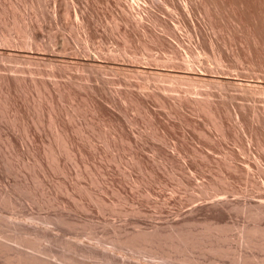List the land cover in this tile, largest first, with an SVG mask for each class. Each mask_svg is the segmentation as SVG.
Instances as JSON below:
<instances>
[{
	"label": "rangeland",
	"instance_id": "374dc122",
	"mask_svg": "<svg viewBox=\"0 0 264 264\" xmlns=\"http://www.w3.org/2000/svg\"><path fill=\"white\" fill-rule=\"evenodd\" d=\"M0 13V75L9 77L13 88L10 108L0 106L5 126H0V191L18 192L12 195L16 204L0 200L3 235L27 226V240L35 237V247L41 246L39 252L30 242L29 251L59 264H104L106 254L113 264H264V245L250 243L242 232L246 226L264 230V212L252 213L264 204V0H0ZM94 56L100 65L93 66ZM137 66L145 70L138 73ZM151 67L164 73L155 75ZM173 68L225 77L210 83L166 75ZM9 132L15 135V152L6 139ZM214 198L233 203L226 208L230 213L220 212L229 214L220 216L225 254L213 253L212 242L202 253V247L188 250L189 263L169 250L164 255L128 246L111 250L110 230L117 224L128 232L151 230ZM208 212L196 213L197 229L207 225ZM60 213L75 225L61 222ZM83 224L97 231L96 238L94 231L83 233ZM40 233L46 234L43 239L36 238ZM74 242L82 245L77 251ZM86 247L100 250L88 253Z\"/></svg>",
	"mask_w": 264,
	"mask_h": 264
},
{
	"label": "bare ground",
	"instance_id": "6f19581e",
	"mask_svg": "<svg viewBox=\"0 0 264 264\" xmlns=\"http://www.w3.org/2000/svg\"><path fill=\"white\" fill-rule=\"evenodd\" d=\"M4 10H6V9H4ZM3 12V11H2ZM0 14H2V13H0ZM14 19H16V18H14ZM4 20V19H3ZM14 21V20H13ZM1 23V22H0ZM9 23V22H8ZM14 23V22H13ZM12 23V24H13ZM16 25V24H15ZM12 26V25H11ZM2 27V26H1ZM29 27V26H28ZM7 28V27H6ZM13 28H15V27H13ZM1 29V28H0ZM12 29V28H11ZM10 29V30H11ZM15 30V29H14ZM4 31V30H3ZM16 31V30H15ZM30 31V30H29ZM1 32V31H0ZM12 32V31H11ZM6 35V34H5ZM1 36V35H0ZM2 38V37H1ZM11 40H13V39H11ZM8 41H9V39H8ZM25 42V41H24ZM26 42H28V41H26ZM26 42H25V44H26ZM34 42V41H33ZM37 42V41H36ZM25 44H24V46H25ZM32 44H34V43H32ZM31 44V45H32ZM38 44H40V43H38L37 42V45ZM27 45H29V43L27 44ZM26 45V46H27ZM30 47V46H29ZM33 47V46H32ZM31 55V54H30ZM33 56V55H32ZM35 57V56H34ZM31 58H33V57H31ZM96 57L94 56V58H91V61H92V64H93V66L94 65H100L99 64V62H98V58L97 59H95ZM34 59V58H33ZM90 59V58H89ZM184 60H186V58L185 59H183V61ZM66 61V60H65ZM187 61V60H186ZM190 61V60H189ZM187 63H189V62H187ZM186 64V63H185ZM189 65V64H188ZM187 68L190 66H187V65H185ZM138 67V66H137ZM143 67V66H142ZM11 68V67H10ZM9 68V69H10ZM146 68H148V67H146ZM152 68V67H151ZM150 68V69H151ZM187 68L185 69V70H187ZM191 68V67H190ZM13 69V68H12ZM134 69H137L138 71V73L139 72H142V70L141 69H144V68H140L139 69V67L138 68H134ZM153 69V68H152ZM152 69L151 70H149V72L151 71V73H153V72H155V73H153V74H155V75H160V74H162V73H164V71H162V70H160L159 68L158 69H155V71H154V69H153V71H152ZM174 69V68H173ZM168 70V71H166L165 73H166V75L168 74V75H170V76H172V77H174V78H186V79H189V80H194V79H197V80H200V81H217V83H218V81L220 82H222V81H224L223 79H224V77L223 78H221V77H209V76H206L204 73H198V74H192V73H190L191 71H182V72H176V70L174 69V70ZM189 69V68H188ZM15 70V69H14ZM141 70V71H140ZM145 70V69H144ZM143 70V73L144 72H146V71H148V70H146V71H144ZM167 70V69H166ZM189 70H191V69H189ZM10 74H11V72L10 71H8ZM195 72V71H194ZM193 72V73H194ZM199 72V71H198ZM12 73H14V71L12 72ZM147 73V72H146ZM6 75V74H5ZM211 76V75H210ZM13 78V77H12ZM232 78V77H231ZM19 79V78H18ZM233 79V78H232ZM225 80H229V78L228 79H226L225 78ZM34 81H36V80H34ZM10 80H9V77H7V76H2V75H0V93H1V95H3V96H1L0 98L2 99V100H4V104H2V102H0V104H2V105H0V106H2V108H3V106H5V107H8V109L10 108V100H11V98H10V95H11V92L13 91L11 88H10ZM41 82V81H40ZM232 82H233V80H232ZM261 82V81H260ZM35 83H37V82H35ZM39 83V82H38ZM44 83H45V81H44ZM54 83H57V82H54ZM211 83V82H210ZM223 83V82H222ZM224 83H226V82H224ZM228 83V82H227ZM235 83V82H234ZM244 83V82H243ZM242 83V84H243ZM253 83V82H252ZM257 83V82H256ZM214 84V83H213ZM233 84V83H232ZM236 84V83H235ZM241 83L239 82V84H237V85H240ZM245 84H248V83H245ZM13 85V84H12ZM33 85H34V83H33ZM38 85H40V83L38 84ZM43 85H45V84H43ZM218 85V84H217ZM221 85H223V84H221ZM254 85V84H253ZM264 85V84H263ZM40 86H42V85H40ZM240 86H243V85H240ZM247 86V85H246ZM245 86V87H246ZM248 86L250 87V85L248 84ZM252 86V85H251ZM257 86V85H256ZM13 87V86H12ZM45 87V86H44ZM47 87V86H46ZM254 87V86H253ZM260 87H262V86H260ZM264 87V86H263ZM37 88V87H36ZM35 88V89H36ZM61 88V87H60ZM60 88H57V89H60ZM64 88V87H63ZM241 88H243V87H241ZM15 89V88H14ZM38 89V88H37ZM36 89V90H37ZM39 89H40V87H39ZM38 89V90H39ZM12 90V91H11ZM41 90V89H40ZM62 91H63V89H61ZM61 90H60V92H59V94L60 93H62L61 92ZM15 91H16V89H15ZM188 91H190V90H187V92ZM39 93V92H38ZM192 93V92H191ZM13 94V93H12ZM15 94V93H14ZM63 94V93H62ZM202 94H204L203 92H202ZM201 94V95H202ZM41 95V94H40ZM189 95V94H188ZM187 95V96H188ZM13 96V95H12ZM192 96V95H191ZM196 96V95H195ZM198 96V95H197ZM5 97V98H4ZM189 97V98H188ZM187 98L188 99H190L191 97L190 96H188ZM199 97H200V95H199ZM198 97V98H199ZM205 97V96H204ZM208 97V96H207ZM10 100H9V99ZM14 98V97H13ZM182 98V97H181ZM193 98L195 99L196 97H194L193 96ZM198 98H197V101H198ZM203 98V97H202ZM1 99H0V101H1ZM192 99V98H191ZM205 99V98H204ZM208 99V98H207ZM207 99H206V102H207ZM202 99H201V97H200V100L199 101H201ZM209 100V99H208ZM204 101V100H203ZM194 102H195V100H194ZM202 102V101H201ZM205 102V103H206ZM202 104V103H201ZM203 104H204V102H203ZM16 105V104H15ZM12 106V105H11ZM13 107V106H12ZM11 107V108H12ZM16 107V106H15ZM51 107H52V105H51ZM53 108H54V106H53ZM52 108V109H53ZM7 110V108H4V110ZM14 109V108H13ZM3 109H1V111H2ZM56 110V109H55ZM9 110H7L6 112H8ZM19 111V110H18ZM51 111V110H50ZM52 111H54V110H52ZM10 112V111H9ZM13 112V111H12ZM18 113V112H17ZM20 113V112H19ZM18 113V114H19ZM51 113V112H50ZM3 114V113H2ZM9 114V113H8ZM17 114V115H18ZM56 114V113H55ZM4 115V114H3ZM9 115H11V114H9ZM14 115H16L15 114V111H14ZM16 115V116H17ZM8 116V115H7ZM15 116V117H16ZM54 115H52V117H53ZM6 117V116H5ZM11 118H12V116H10ZM20 117V116H19ZM51 117V116H50ZM51 117V118H52ZM58 117V116H57ZM56 117V118H57ZM11 118H10V120H11ZM54 118H55V116H54ZM53 118V119H54ZM6 119V118H5ZM13 120H11V123L12 122H14V123H12L13 124V126H14V124H15V122H16V118H12ZM32 119V118H31ZM9 120V118H8V121H10ZM18 120V119H17ZM34 120V119H33ZM49 120H50V118H49ZM57 120H58V118H57ZM35 121V120H34ZM39 121H41V120H38V122ZM53 121H55V120H53ZM53 121H52V124H53ZM27 123H28V121H26ZM25 122V123H26ZM33 122V121H32ZM36 122V121H35ZM34 122V123H35ZM10 123V124H11ZM51 123V122H50ZM57 123V122H56ZM7 124H9V123H7ZM58 124V123H57ZM16 125V124H15ZM28 125V124H27ZM0 126H2V125H0ZM12 126V125H11ZM54 126H56L55 124H54ZM9 127V126H8ZM26 127H28V126H26ZM57 127H59V125L57 126ZM2 128H5V126L3 127L2 126ZM7 128V127H6ZM12 128V127H11ZM13 128H15V127H13ZM9 129V128H8ZM7 129V130H8ZM27 129H29V128H27ZM57 129V128H56ZM56 129H55V131H56ZM60 129V128H59ZM61 129H63V128H61ZM11 130V129H10ZM3 131V130H2ZM61 131V130H60ZM63 131H65V130H63ZM1 132V131H0ZM4 132H5V130H4ZM13 132V131H12ZM62 132V131H61ZM6 133V135H7V132H5ZM65 133V132H64ZM64 133H61V134H64ZM56 135H57V133H55ZM3 135V134H2ZM2 135H1V137H2ZM5 135V136H6ZM60 134H58V136H59ZM15 136V135H14ZM14 136L12 135V133H11V135H10V132H9V135L6 137V139L8 140L7 142H9V146L11 147L10 148V151L11 150H13L14 148H15V146H16V144H15V142H14ZM13 137V138H12ZM57 137V136H56ZM62 137V136H61ZM64 137V136H63ZM66 137H68L66 134H65V138ZM5 138V137H4ZM16 138V137H15ZM56 139V138H55ZM68 139V138H67ZM70 139V138H69ZM60 141H61V138L59 139ZM4 141V140H3ZM16 141V140H15ZM57 141V140H56ZM63 141V140H62ZM65 141H67V140H65ZM69 141V140H68ZM67 141V142H68ZM71 141V140H70ZM6 142V143H7ZM52 143V142H51ZM53 143H54V141H53ZM62 143V142H61ZM5 144V143H4ZM65 144V146H66V144H68V143H64ZM70 144V143H69ZM69 144H68V146H69ZM7 145H8V143H7ZM52 145V144H51ZM54 145V144H53ZM61 144H59V146H60ZM9 146H6V147H9ZM65 146H63V147H65ZM70 146H71V144H70ZM69 146V147H70ZM47 147H50V150L52 149V147L51 146H49V144H48V146ZM62 147V146H61ZM60 147V148H61ZM13 148V149H12ZM55 148V147H54ZM52 149L53 151L55 150V149ZM68 148V147H67ZM67 148L65 147L64 149L65 150H67ZM16 149V148H15ZM15 149H14V151L13 152H15ZM48 149V151H49V148H47ZM61 149H63V148H61ZM45 151H46V149H45ZM58 151H59V149H58ZM68 151V150H67ZM71 151V150H70ZM51 152V151H50ZM49 152V153H50ZM56 152V151H55ZM54 152V154H52L53 156L54 155H56V153ZM61 152V151H60ZM63 152V151H62ZM46 153V152H45ZM48 153V152H47ZM10 154H12V153H10ZM58 154H60V153H58ZM64 154H65V152H64ZM69 154H70V152H69ZM15 155H16V153H15ZM36 155V154H35ZM42 155V154H41ZM41 155H39L40 157H41ZM49 155V154H48ZM51 155V156H52ZM63 155V154H62ZM68 155V153L66 154V156ZM6 156H8V155H6ZM14 156V155H13ZM12 156V158L14 159V157ZM47 156V155H46ZM50 156V155H49ZM58 155H56L55 157H57ZM60 156V155H59ZM70 156H71V154H70ZM69 156V157H70ZM11 156H9V158H10ZM36 157H38V155L36 156ZM43 157V156H42ZM63 157V156H62ZM65 157V156H64ZM68 157V156H67ZM66 157V158H67ZM6 158V157H5ZM12 158H10V160L12 159ZM39 158V157H38ZM50 158V157H49ZM53 158V157H52ZM71 158V157H70ZM16 159V158H15ZM54 159V158H53ZM56 159V158H55ZM58 159V158H57ZM56 159V160H57ZM60 159H61V156H60ZM7 160V159H6ZM44 160V159H43ZM65 160V159H64ZM3 161H5V159L3 160ZM9 162V161H8ZM13 162V161H12ZM51 162V161H50ZM57 162V161H56ZM10 163V162H9ZM14 163V162H13ZM13 163H12V165H13ZM38 163V162H37ZM39 163H40V160H39ZM43 163V162H42ZM42 163H41V165H42ZM46 163H48V161L46 162ZM52 163V162H51ZM51 163H50V165H51ZM62 164H64V162L62 163ZM4 165H6V164H4ZM8 165V164H7ZM6 165V166H7ZM11 165V166H12ZM25 165V164H24ZM30 165V164H29ZM28 165V166H29ZM32 165V164H31ZM34 165L35 164H33V167H34ZM44 165H46L45 163H44ZM43 165V166H44ZM50 165H49V167H50ZM54 166L55 165H57V164H55V162H54V164H53ZM61 165V164H60ZM2 166H3V164H2ZM10 166V165H9ZM10 166V167H11ZM16 166V165H15ZM27 166V167H28ZM4 167V166H3ZM36 167V166H35ZM37 167H41L40 166V164H39V166H37ZM44 167H47V166H44ZM57 167H58V165H57ZM62 167V166H61ZM2 168V167H1ZM55 168V167H54ZM10 170H11V168H9ZM14 169V168H13ZM31 169L33 170V168L31 167ZM46 169V168H45ZM61 169V168H60ZM3 170V169H2ZM2 170H0L1 172H2ZM30 170V169H29ZM41 170V169H40ZM52 170H53V168H52ZM58 170V169H57ZM57 170H55V171H57ZM13 171V170H12ZM43 171H45V170H43ZM47 172L49 171L48 169L46 170ZM30 172V171H29ZM46 172V173H47ZM5 173H7L6 171H5ZM43 173H45V172H43ZM1 174H3V173H1ZM38 174V173H37ZM34 175H36V174H34ZM30 176V175H29ZM32 176V175H31ZM37 176V175H36ZM40 176V175H39ZM30 178V177H29ZM33 178V177H32ZM34 179V178H33ZM40 179V178H39ZM41 180V179H40ZM12 181V180H11ZM25 181V180H24ZM28 181V180H27ZM41 181H43V180H41ZM8 182V181H7ZM15 181H13V183H14ZM37 182V181H36ZM39 182V181H38ZM9 183V182H8ZM23 183V182H22ZM28 183H30L29 181H28ZM44 183V182H43ZM4 184H6V183H4ZM16 184V183H15ZM15 184H14V187H16L15 186ZM25 184H27V183H25ZM33 184V183H32ZM36 184V183H35ZM34 184V185H35ZM39 184V183H38ZM3 185V184H2ZM8 185V184H7ZM42 185L43 184H41L40 183V186L42 187ZM22 186H24V185H22ZM5 187V186H4ZM8 187V186H7ZM18 187H19V185H18ZM24 187H26V186H24ZM28 187H34V186H28ZM28 187H27V189H26V191H28L29 189H28ZM45 187V186H44ZM0 188H2V187H0ZM43 188V187H42ZM76 188H78V185L76 186ZM80 188V187H79ZM3 189V188H2ZM10 189V188H9ZM32 189V188H31ZM44 189V188H43ZM46 189V188H45ZM7 190V191H6ZM5 191H3V190H1L0 191V200H1V202H2V204L4 203V205L6 204V205H12V204H10L11 202H13V204L15 203L16 204V202H14V201H12V199L14 198V196L12 197V195H13V193H14V191H15V193L17 194L18 192H16V189H14V190H12L11 191V193H10V191H8V189H6ZM11 190V189H10ZM33 190V189H32ZM41 190V189H40ZM39 190V191H40ZM25 191V190H24ZM36 191H37V186H36ZM30 192V191H29ZM42 192H43V190H42ZM71 192V191H70ZM83 192H85V190L83 191ZM83 192H81V193H83ZM23 193V192H22ZM27 193V192H26ZM31 193L33 194V193H36V192H32L31 191ZM44 193V192H43ZM47 193V192H46ZM52 193V192H51ZM50 193V194H51ZM69 193V192H68ZM86 193V192H85ZM90 193V192H89ZM30 194V193H29ZM40 194H42L41 192H40ZM53 194V193H52ZM84 194V193H83ZM82 194V195H83ZM87 194V193H86ZM27 195V194H26ZM31 195V194H30ZM45 195V194H44ZM71 195H72V193H71ZM75 195V194H74ZM90 195H91V193H90ZM18 196H19V194H18ZM34 197H35V195H33ZM37 197H38V195H36ZM54 196V195H53ZM53 196H52V198H53ZM92 196V195H91ZM42 197V196H41ZM49 197V196H48ZM47 197V198H48ZM73 197V196H72ZM76 197V196H75ZM80 197V196H79ZM88 197V196H87ZM90 197V196H89ZM220 197V196H219ZM224 196H222V198H223ZM19 198V197H18ZM30 198V197H29ZM32 198V197H31ZM45 198V197H44ZM43 198V199H44ZM51 198V199H52ZM74 198V197H73ZM91 198V197H90ZM95 198V197H94ZM217 199V198H214V199H217L216 201H213V200H211V203H208V204H206V205H203V204H201V205H199L198 204V206L196 205L195 207H193L190 211H189V213L187 214V215H185V213H184V216L181 218H175V219H173V220H168V221H166V223H164V224H161V225H157V226H155L154 228H150L151 230H141V231H137V232H128V230H126L124 227H122L121 225L122 224H117V228H112V230H110V231H112L111 233H113L112 235L110 234L109 235V237L110 236H112L111 237V239H113V241H112V245H111V250L112 251H115V250H119V249H121L122 247H124V246H128L129 247V249H130V247H132V250H133V248H137V250H146L145 248H148L146 251H151L152 250V252L153 251H155L154 253H156V252H160L159 254H161V253H163V254H161V255H164V252H166L167 253V251L169 250V252L168 253H172V255H173V253L174 254H176L177 256H180V259L181 260H184V261H190V258H188L187 257V255H189L188 254V250H193V252H194V250H196L197 251V249H195V248H198L199 249V247H202V246H204V244H205V246L207 245H209V244H211V242H212V244H211V248L212 249H214V250H212L211 248H210V246L208 247V252H210L211 253V251H210V249L212 250V252L213 253H218V250L219 251H222L223 250V248L222 247H220V242L222 243V242H224V240H226L227 239V233H225V231H224V229H223V224H222V219H221V217L220 216H222V218H224V216L227 218V214L228 213H230V212H228V210H229V208H232L233 207V203L231 204L230 202L231 201H228L226 198L225 199ZM23 199V198H22ZM33 199V198H32ZM42 199V200H43ZM75 199V198H74ZM17 200V199H16ZM15 200V201H16ZM34 200V199H33ZM47 200H49V199H47ZM56 200V199H55ZM57 200H58V197H57ZM56 200V201H57ZM78 200V199H77ZM80 200V199H79ZM94 200V199H93ZM37 201V200H36ZM91 201V200H90ZM95 201V200H94ZM213 201V202H212ZM242 201V200H241ZM246 201V200H245ZM42 202V201H41ZM40 202V203H41ZM49 202H50V200H49ZM52 202V201H51ZM50 202V203H51ZM96 202H97V200H96ZM233 202V201H232ZM235 202V201H234ZM243 202V201H242ZM248 202V204L250 205V202L249 201H247ZM73 203H76V202H73ZM79 203V202H78ZM236 203V202H235ZM264 203V202H263ZM77 204V203H76ZM75 204V205H76ZM83 204V206L85 205L84 203H82ZM99 204V203H98ZM104 204V203H103ZM46 205V204H45ZM57 205V204H56ZM69 205V204H68ZM72 205V204H71ZM71 205H69V206H71ZM79 205V204H78ZM77 205V206H78ZM236 205V204H235ZM253 205V204H252ZM252 205L250 206V207H252ZM255 205V204H254ZM257 205H259V204H257ZM257 205H255V206H257ZM51 206V205H50ZM67 206V205H66ZM76 206V207H77ZM83 206L81 205L80 207H82L83 208ZM239 206V205H238ZM243 207H244V204L242 205ZM260 206V205H259ZM3 207V206H2ZM1 207V208H2ZM14 207V206H13ZM72 207H73V205H72ZM75 207V206H74ZM80 207H78V208H80ZM103 207H104V205H103ZM102 207V208H103ZM245 207H247V205L245 204ZM245 207H244V209H245ZM4 208V207H3ZM12 208V207H11ZM10 208V209H11ZM85 208H86V205H85ZM226 208H228V210L226 209ZM241 208V207H240ZM240 208L238 209V210H240ZM257 208V207H256ZM256 208H253V209H255V210H252L253 212L252 213H254V214H258V215H260V213H263L264 212V204H261V206L260 207H258L257 209ZM15 209V208H14ZM64 209V208H63ZM67 209V208H66ZM76 209V208H75ZM227 210L226 212H228L226 215H224L223 213H225V212H222V215L220 214V212L222 211V210ZM247 210H251V208L249 209L248 207L246 208ZM0 210H2V209H0ZM69 210V209H68ZM203 210H206L207 212L208 211H211V212H208V213H206V215H205V218H204V221L207 223V225H205V222H203V224L205 225V227L202 229H200L199 230V228L197 229V227H198V222L201 220L197 215H196V213H200V211H203ZM233 210V209H232ZM237 209H235V210H233V211H236ZM7 211H10L9 209L7 210ZM6 211V212H7ZM12 211V210H11ZM10 211V212H11ZM29 211V210H28ZM27 211V212H28ZM32 211V210H31ZM249 211H248V213H249ZM14 212V211H13ZM35 212V211H34ZM62 212V211H61ZM70 212V211H69ZM69 212H68V216H69ZM205 212V211H204ZM232 212V211H231ZM239 212V211H238ZM241 212H242V210H241ZM4 214H5V212H3ZM15 213V212H14ZM63 213H65V211L63 212ZM198 213V214H199ZM250 213H251V211H250ZM1 214V213H0ZM3 214V215H4ZM15 214H17V212L15 213ZM32 214V213H31ZM30 214V215H31ZM36 214V213H35ZM133 214V213H132ZM19 215V214H18ZM24 214H22L21 215V213H20V217L21 216H23ZM26 215V214H25ZM28 215V214H27ZM39 214H37V216H38ZM224 215V216H223ZM229 215V214H228ZM250 215V214H249ZM253 215V214H252ZM6 216H8V215H6ZM16 216V215H15ZM58 216H59V218H58ZM58 216H56L58 219H60L61 220V222H64V223H67L69 220L68 219H66V216H67V214H66V216L64 217V214L63 215H61V213H60V215L58 214ZM261 216H263V215H261ZM4 217V216H3ZM31 217V216H30ZM35 217V216H34ZM202 217H204V216H202ZM1 218V217H0ZM16 218V217H15ZM27 218V217H26ZM25 218V219H26ZM69 218V217H68ZM71 218V217H70ZM255 218H257V217H255ZM254 218V219H255ZM261 218V217H260ZM8 219V218H7ZM14 219V218H13ZM19 219H21V218H19ZM24 219V220H25ZM29 219V218H28ZM58 219H56L55 218V221H58ZM209 219H211V220H209ZM252 219V218H251ZM4 220V218L2 219V220H0V221H3ZM15 220V219H14ZM17 220V219H16ZM15 220V221H16ZM33 220V219H32ZM54 220V219H53ZM140 220V219H139ZM209 222H208V221ZM259 220V219H258ZM257 220V221H258ZM10 221H12V220H10ZM10 221H9V223H10ZM21 221H22V219H21ZM34 221V220H33ZM54 221V222H55ZM70 221H72V220H70ZM69 221V224L70 223H72L73 224V222H70ZM254 221V220H253ZM18 222V221H17ZM29 222H31V221H29ZM53 222V223H54ZM61 222H59L60 224V226H61V224H63V223H61ZM76 222V221H75ZM78 222V221H77ZM138 222V221H137ZM1 223V222H0ZM3 223V222H2ZM27 223H28V221H27ZM37 223V222H36ZM56 223V222H55ZM136 223V222H135ZM141 223V222H140ZM140 223H138V224H140ZM145 223V222H144ZM224 223V222H223ZM254 223V222H253ZM253 223H252V225H253ZM4 224V223H3ZM2 224V225H3ZM7 224V223H6ZM12 224V223H11ZM29 224V223H28ZM39 224V223H38ZM112 224V223H111ZM137 224V223H136ZM197 225L196 226V228L194 227V225ZM32 225V224H31ZM40 225V224H39ZM58 225V224H57ZM73 225H75V223L73 224ZM78 225V224H77ZM84 225V224H83ZM118 225L119 226H121L122 228H124V229H122V228H118ZM141 225V224H140ZM147 225V224H146ZM156 225V224H155ZM229 225V224H228ZM251 224H250V226H252ZM13 226H15V225H13ZM29 226V225H28ZM67 226V225H66ZM92 226V225H91ZM91 226H89V227H91ZM114 226V227H115ZM127 226V225H126ZM125 226V227H126ZM139 226V225H138ZM142 226V225H141ZM148 226V225H147ZM146 226V227H147ZM152 226V225H151ZM153 226H154V224H153ZM1 225H0V264H59V263H57L55 260H54V258L52 259V258H47V257H45V256H43V255H41V254H37V253H34L33 251L31 252V251H29L30 250V247L31 246H33V244H34V246L33 247H35V245L36 244H38V243H33L32 241L35 239V237H34V239H33V236H32V241H28L27 239L28 238H26L25 237V235L24 234H26V232H27V229L26 228H28L27 226H26V230L24 229V228H20V227H17L18 229L16 230V226H15V229L14 230H12V231H14V233H12L13 235H10L11 234V232H9L8 233V235H10L9 237L7 236H5V234L3 235V229H1ZM8 227V226H7ZM41 227V226H40ZM69 227V226H68ZM77 227H79V226H77ZM76 227V228H77ZM199 227H203V225L202 226H199ZM231 227V226H230ZM6 228V227H5ZM32 228V227H31ZM38 228V227H37ZM61 228V227H60ZM84 228H85V230L86 231H84L83 232V230H81V232H79V233H86L87 231H88V225H87V227H86V225H84ZM143 228V227H142ZM144 228H145V226H144ZM148 228V227H147ZM242 228V227H241ZM263 228H264V226H263ZM39 229V228H38ZM75 229V228H74ZM78 229V228H77ZM82 229V228H81ZM91 229V228H90ZM92 229H93V226H92ZM141 229V228H140ZM146 229V228H145ZM244 230L242 231L243 233H244V237L250 242V243H252V244H261V245H264V230L263 229H261L260 227H257V226H254V227H248V226H246V227H244L243 228ZM36 230V229H35ZM65 230V229H64ZM69 230V229H68ZM95 230V229H94ZM93 230V231H94ZM131 230V229H130ZM231 230H232V228H231ZM9 231V230H8ZM39 231V230H38ZM90 231V230H89ZM88 231V232H89ZM93 231H91V232H89L88 234H90V233H93ZM96 231V230H95ZM95 231H94V233H93V235H94V237L96 238V236H95ZM110 231H109V233H110ZM7 232V231H6ZM17 232V233H16ZM29 232V231H28ZM31 232V231H30ZM36 232V231H35ZM43 232V231H42ZM49 231H47V233H48ZM97 232V231H96ZM240 232H241V230H240ZM242 232H241V234H242ZM33 233V232H32ZM44 233V232H43ZM65 233H67V232H65ZM74 233V232H73ZM79 233H77V234H79ZM82 233V234H83ZM30 234V233H29ZM33 234H36V233H33ZM33 234H31V235H33ZM41 234V233H40ZM39 234V235H40ZM105 234V233H104ZM38 235V237H36V238H40V239H43V237H45V235L46 234H41L40 236ZM51 235H53V234H51ZM50 235V236H51ZM55 235V234H54ZM53 235V236H54ZM100 235V234H99ZM106 235H108V234H106ZM27 236V235H26ZM47 236H48V234H47ZM53 236H51L52 238H53ZM56 236V235H55ZM75 236V235H74ZM79 236V235H78ZM77 236V237H78ZM89 236H91V235H89ZM98 236V235H97ZM229 236V235H228ZM233 236V235H232ZM28 237H29V235H28ZM57 237V236H56ZM231 237V236H230ZM238 237H239V234H238ZM237 237V238H238ZM241 237V236H240ZM49 238V237H48ZM57 238H59V237H57ZM79 238V237H78ZM91 238H92V236H91ZM99 238V237H98ZM47 239V238H46ZM45 239V240H46ZM108 239V238H107ZM231 239V238H230ZM30 240V239H29ZM47 240H49V239H47ZM57 240V239H56ZM56 240H55V242H56ZM93 240V239H92ZM97 240V239H96ZM212 240H217L215 243H214V241H212ZM238 240V239H237ZM28 241V242H27ZM38 241V240H37ZM37 241H35V242H37ZM50 241V240H49ZM60 241H61V239H60ZM98 242H99V240H97ZM228 241V240H227ZM11 242V243H10ZM12 242H14V243H12ZM30 242H32L33 244H31ZM39 242V241H38ZM104 242H106V241H104ZM108 242V241H107ZM230 242V241H229ZM231 242H232V240H231ZM236 242V241H235ZM238 242H240V241H238ZM20 244V245H26V244H28V246H29V244L31 245V246H29V249H28V251H27V249L25 250V248H28V247H24V248H22L23 246H18L17 244ZM44 243V242H43ZM42 243V244H43ZM62 243V242H61ZM70 243V242H69ZM68 243V244H69ZM78 243V242H77ZM99 243H101V242H99ZM98 243V244H99ZM207 243V244H206ZM209 243V244H208ZM41 244V243H40ZM45 244H46V242H45ZM65 244V243H64ZM67 244V246H69ZM71 244L73 245V243H70V248L71 247H73V246H71ZM74 244H75V242H74ZM79 245H80V243H78ZM78 244H75V246H74V249H75V247H78L79 245ZM83 244V243H82ZM86 244H88V243H86ZM104 244V243H103ZM224 244V243H223ZM228 244V243H227ZM246 244V243H245ZM53 245V244H52ZM61 245V244H60ZM76 245H78V246H76ZM222 245V244H221ZM27 246V245H26ZM66 246V245H65ZM80 246H82V245H80ZM79 246V247H80ZM86 246V245H85ZM97 246V245H96ZM206 246V247H207ZM223 246V245H222ZM225 246V245H224ZM228 246V245H227ZM227 246H226V249H227ZM33 247H31V248H33ZM41 246H39L38 245V248H36V250L38 249V251L40 252L41 250H39V248H40ZM50 247V246H49ZM90 247V246H89ZM92 247V246H91ZM98 247H100V246H98ZM97 247V248H98ZM104 247V246H103ZM251 247V246H250ZM34 248V249H35ZM43 248V247H42ZM41 248V249H42ZM52 248V247H51ZM61 248H63L62 246H61ZM69 248V247H68ZM81 248H83V247H81ZM85 248V247H84ZM87 248V247H86ZM101 248V247H100ZM139 248V249H138ZM143 248V249H142ZM204 247H202V248H200V251H201V253L203 252L201 249H203ZM210 248V249H209ZM220 248H222V250L220 249ZM229 248V247H228ZM256 248H258V247H256ZM261 248V247H260ZM259 248V249H260ZM44 250H45V248H43ZM43 249H42V252L44 253V251H43ZM54 249V248H53ZM77 249V248H76ZM75 249V250H76ZM79 249V248H78ZM77 249V250H78ZM87 249H89V248H87ZM91 249V248H90ZM89 249V251L90 252H88V253H91L93 250H90ZM102 249V248H101ZM150 249V250H149ZM205 249H207V248H205ZM205 249H203L204 251H205ZM215 249L217 250V251H215ZM230 249V248H229ZM263 249V248H262ZM47 250H50V249H48V247H47ZM71 250H73V249H71ZM74 250V251H75ZM76 250V251H77ZM82 250V249H81ZM85 250V249H84ZM100 249H98V251H99ZM104 250V249H103ZM108 250V249H107ZM110 250V249H109ZM108 250V251H109ZM167 250V251H166ZM170 250L171 251H173V252H170ZM35 251V250H34ZM46 251V250H45ZM83 251V250H82ZM86 251V250H85ZM97 250H94V252L95 253H99ZM102 251V250H101ZM136 251V250H135ZM200 251H199V253H200ZM215 251V252H214ZM238 251V250H237ZM49 252V251H48ZM48 252H46L45 254H47ZM80 252V251H79ZM176 252V253H175ZM186 252H187V254H186ZM222 252H224V254H225V251H222ZM221 252V253H222ZM51 253H52V251H51ZM51 253H49L50 255H51ZM53 253H54V251H53ZM57 253V252H56ZM64 252H62V253H60L59 255L60 256H62V254H63ZM85 253V252H84ZM101 253V252H100ZM109 253V252H108ZM115 253V252H114ZM128 253V252H127ZM132 253V252H131ZM135 253V252H134ZM133 253V254H134ZM165 253V254H166ZM206 253H207V251H206ZM205 253V254H206ZM228 253V252H227ZM233 253V252H232ZM44 254V255H45ZM93 254V253H92ZM92 254H90V256L92 255ZM105 254V253H104ZM219 254H220V252H219ZM235 254V253H234ZM241 254V253H240ZM66 255H68V254H65V256ZM86 255H87V252H86ZM96 255H98V254H96ZM173 256V257H177V256ZM192 255V254H191ZM198 255V254H197ZM203 255V254H202ZM208 255V254H207ZM210 255V254H209ZM213 255H216V254H213ZM238 255V254H237ZM250 255V254H249ZM47 256H49V255H47ZM53 256H56V254L55 255H52V256H50V257H53ZM60 256H59V258H60ZM64 256V255H63ZM63 256H62V259L64 260V258H63ZM71 256V255H70ZM89 256V255H88ZM95 256V255H94ZM101 256V255H100ZM131 256V255H130ZM169 256H171V255H169ZM212 256V255H211ZM221 256H222V254H221ZM230 256H231V253H230ZM251 256V255H250ZM58 257V256H57ZM68 257V256H67ZM72 257V256H71ZM97 257H99V256H97ZM117 257V256H116ZM219 257H220V255H219ZM243 257V256H242ZM253 257H254V255H253ZM59 258H58V261H59ZM73 258V257H72ZM101 258V257H100ZM99 258V259H100ZM103 258V257H102ZM101 258V259H102ZM105 258H106V260H107V263H105L104 262V264H109L108 262H110L111 260H112V257H111V255H107L106 254V256H105ZM172 257H170V259H171ZM240 258V257H239ZM55 259H56V257H55ZM61 259V258H60ZM117 259V258H116ZM120 259V258H119ZM174 259V258H173ZM178 259V258H177ZM195 259V258H194ZM206 259V258H205ZM250 259V258H249ZM103 260V259H102ZM175 260V259H174ZM181 260H180V263H182L181 262ZM202 260V259H201ZM264 260V259H263ZM113 261V260H112ZM112 261L110 262V264H113V263H115V262H113L112 263ZM115 261V260H114ZM118 261V260H117ZM120 262H121V260H119ZM177 261V260H176ZM189 261H188V263H189ZM248 261V260H247ZM123 262V261H122ZM177 262H179V261H177ZM193 262H194V260H193ZM192 262V263H193ZM202 262V261H201ZM200 261H199V263H201ZM264 262V261H263ZM117 263V262H116ZM131 263V262H130ZM129 263V264H130ZM186 263V262H185ZM202 263H204V261L202 262ZM61 264V263H60ZM63 264V263H62ZM81 264V263H80ZM98 264V263H97ZM101 264V263H100ZM124 264V263H123ZM127 264V263H126Z\"/></svg>",
	"mask_w": 264,
	"mask_h": 264
}]
</instances>
